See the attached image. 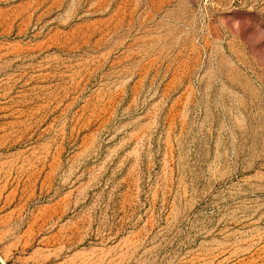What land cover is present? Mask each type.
I'll use <instances>...</instances> for the list:
<instances>
[{
    "label": "rangeland",
    "instance_id": "obj_1",
    "mask_svg": "<svg viewBox=\"0 0 264 264\" xmlns=\"http://www.w3.org/2000/svg\"><path fill=\"white\" fill-rule=\"evenodd\" d=\"M3 264H264V0H0Z\"/></svg>",
    "mask_w": 264,
    "mask_h": 264
},
{
    "label": "water",
    "instance_id": "obj_2",
    "mask_svg": "<svg viewBox=\"0 0 264 264\" xmlns=\"http://www.w3.org/2000/svg\"><path fill=\"white\" fill-rule=\"evenodd\" d=\"M0 264H3V261L0 259Z\"/></svg>",
    "mask_w": 264,
    "mask_h": 264
}]
</instances>
